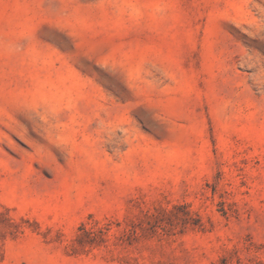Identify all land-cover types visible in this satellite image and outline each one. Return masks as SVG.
Wrapping results in <instances>:
<instances>
[{
    "label": "rangeland",
    "instance_id": "374dc122",
    "mask_svg": "<svg viewBox=\"0 0 264 264\" xmlns=\"http://www.w3.org/2000/svg\"><path fill=\"white\" fill-rule=\"evenodd\" d=\"M0 264H264V0H0Z\"/></svg>",
    "mask_w": 264,
    "mask_h": 264
}]
</instances>
